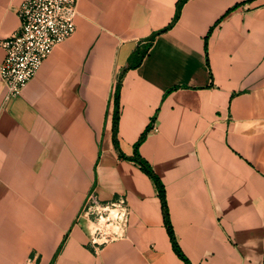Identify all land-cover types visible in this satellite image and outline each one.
I'll return each mask as SVG.
<instances>
[{"label": "crops", "instance_id": "obj_1", "mask_svg": "<svg viewBox=\"0 0 264 264\" xmlns=\"http://www.w3.org/2000/svg\"><path fill=\"white\" fill-rule=\"evenodd\" d=\"M79 0L76 31L21 94L0 78V264H264V0ZM24 0H0V42ZM231 9V10H230ZM230 11L229 13H227ZM227 13V14H226ZM5 50L0 44V63ZM126 195L124 239L95 251L90 191Z\"/></svg>", "mask_w": 264, "mask_h": 264}, {"label": "built area", "instance_id": "obj_2", "mask_svg": "<svg viewBox=\"0 0 264 264\" xmlns=\"http://www.w3.org/2000/svg\"><path fill=\"white\" fill-rule=\"evenodd\" d=\"M78 2L24 0L19 9L20 29L0 42L5 50V58L0 63L5 101L20 95L54 48L75 33ZM81 216L90 224L89 245L95 251L124 239L131 224V209L123 194L104 201L96 190L90 191Z\"/></svg>", "mask_w": 264, "mask_h": 264}, {"label": "trees", "instance_id": "obj_3", "mask_svg": "<svg viewBox=\"0 0 264 264\" xmlns=\"http://www.w3.org/2000/svg\"><path fill=\"white\" fill-rule=\"evenodd\" d=\"M186 1L187 0H179L178 1L177 8H176V15H175V18L172 21V23H170L164 29L155 32L153 34V36L148 39L146 47H144L143 49H139V48L136 49L132 53V55L130 56L126 68L137 67V66H139L141 64V62L143 61L144 57L146 56V54L148 52V49H149V46L152 44V41L155 38V36H157L161 32H164V31L170 29L177 22V20L179 19L180 15H181V11H182L183 5H184V3ZM229 12L230 11H228L227 13H229ZM120 89H121V80H119V82L117 83L116 89H115V93H114V100H115L114 142H115V146L119 150L120 156L122 158L131 159V160L136 161L138 164H140L142 170L146 174H148V176H150V178L154 181V183L156 185V188L158 190V195H159V197L161 199V202H162V210H163L164 222H165L168 234L170 236V240H171L173 249L176 252V254L185 262V264H192L191 261L188 259V257L183 252V250H182V248H181V246H180V244L178 242L177 236L175 234L173 225L171 223L170 211H169L167 197H166L165 185L162 182V180L159 177V175L154 171L152 166L146 160H144L141 157L140 153H139V146L145 140L146 134H147L150 126H148V128L144 131V133L140 137V139L136 142L135 151H134V155L133 156H131V157L126 156L120 149L118 136H117L118 122H119V118H120Z\"/></svg>", "mask_w": 264, "mask_h": 264}]
</instances>
